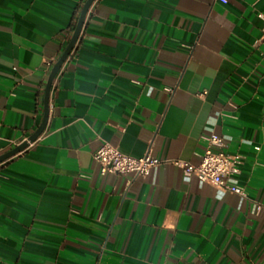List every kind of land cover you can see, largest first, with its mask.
Returning <instances> with one entry per match:
<instances>
[{"label":"crops","instance_id":"crops-1","mask_svg":"<svg viewBox=\"0 0 264 264\" xmlns=\"http://www.w3.org/2000/svg\"><path fill=\"white\" fill-rule=\"evenodd\" d=\"M84 1L0 0V155L41 124ZM260 12L264 0H95L45 130L0 163V264H264ZM210 134L242 156L241 193L173 163H198ZM104 142L161 163L101 175Z\"/></svg>","mask_w":264,"mask_h":264},{"label":"built area","instance_id":"built-area-1","mask_svg":"<svg viewBox=\"0 0 264 264\" xmlns=\"http://www.w3.org/2000/svg\"><path fill=\"white\" fill-rule=\"evenodd\" d=\"M262 21L257 25L261 36L260 43L264 45V13L258 14ZM175 87H166L169 92H173ZM228 99L225 103H228ZM207 148L199 153V162L192 163L187 160H175L173 163L182 168L183 173L192 180L208 183L218 190L241 193L242 189L236 185H231L229 179L240 170L242 156L240 154L230 155L222 150L223 138L215 134L207 136ZM217 147L218 149H214ZM94 160L98 165L101 175H126L132 173L135 177L145 178L150 169L159 163L153 157L149 149H135L126 152L120 146L104 142L94 153Z\"/></svg>","mask_w":264,"mask_h":264},{"label":"water","instance_id":"water-1","mask_svg":"<svg viewBox=\"0 0 264 264\" xmlns=\"http://www.w3.org/2000/svg\"><path fill=\"white\" fill-rule=\"evenodd\" d=\"M95 0H85L76 25L74 27L73 33L71 35V38L67 44V46L65 47L62 55L60 56V58L55 62V64L53 65L50 74H49V78L48 81L46 83V88H45V94H44V110H43V119L41 124L39 125V127L36 129V131L25 141H23L22 143H20L18 146L10 149L9 151L3 153L0 155V163L15 156L16 154H18L19 152H22L23 150H25L30 143H33L34 141L37 140V138L43 133V131L46 128L47 122H48V118H49V100H50V93H51V88H52V84L53 81L55 79V77L57 76V74L59 73L61 67L63 66V64L65 63V61L67 60V58L69 57L70 53L72 52L73 48L75 47L80 34L82 32L84 23H85V19L87 16V13L91 7V5L93 4Z\"/></svg>","mask_w":264,"mask_h":264}]
</instances>
